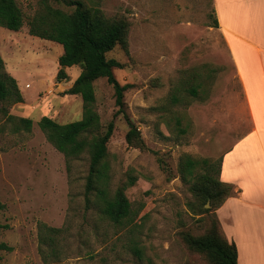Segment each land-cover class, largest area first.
Segmentation results:
<instances>
[{"label": "rangeland", "instance_id": "374dc122", "mask_svg": "<svg viewBox=\"0 0 264 264\" xmlns=\"http://www.w3.org/2000/svg\"><path fill=\"white\" fill-rule=\"evenodd\" d=\"M80 1L128 26V52L117 45L107 53L121 63L114 71L118 81L130 85L123 112L106 78L94 82V108L101 133L114 122L106 157L111 192L135 179L125 191L132 215L116 225L87 206L89 152L68 160L39 126L43 116L59 123L82 118L83 100L68 90L83 68L66 67L67 77L58 80L63 46L31 35L28 21L45 3L67 12L74 7L17 0L24 25L0 27L5 70L23 98L0 106V242L11 247L0 252L1 263L210 264L184 238L216 227V207L193 184L203 187V176L219 179L222 154L253 126L229 44L214 26L213 0ZM21 118L31 119L32 127ZM132 126L138 136L128 143ZM187 157L195 165L185 179L180 166Z\"/></svg>", "mask_w": 264, "mask_h": 264}, {"label": "trees", "instance_id": "16d2710c", "mask_svg": "<svg viewBox=\"0 0 264 264\" xmlns=\"http://www.w3.org/2000/svg\"><path fill=\"white\" fill-rule=\"evenodd\" d=\"M74 7L71 12L55 8L45 3L28 21L31 35L57 42L63 46V53L59 57L60 69L58 80L67 77L66 67L82 66L83 70L73 86L68 90L70 94L80 95L84 103V114L79 120L59 123L43 116L39 126L45 133L47 140L68 160L79 157L86 151L90 154L89 173L86 179L87 206L97 207L101 217L116 225L125 224L132 215L131 203L126 196V188L135 181L133 177L127 184L118 187L114 192L110 190L109 164L106 161L108 142L114 131V122L110 121L105 132L101 133V118L94 104L96 92L94 82L106 78L115 90L116 104L123 112L124 92L130 85H122L115 75V69L121 63L115 58H108L107 53L117 45H121L128 52V26L124 21L107 18L101 9L86 7L80 0H59ZM214 7V6H213ZM215 12V9H214ZM216 14V13H215ZM25 17L17 0H0V27L18 31L24 25ZM215 27H219L217 16ZM197 95L195 88L191 89ZM23 100L16 79L5 70L4 60L0 54V106L13 104ZM26 128L32 127L33 121L21 118ZM138 136L132 126L127 135V142L133 143ZM208 164V161H205ZM219 179L203 176L201 187L193 184V190L201 193L213 206L219 208L231 196L232 184ZM195 161L187 157L181 164L180 170L186 179L192 173ZM4 204L0 200V211ZM216 227L214 231L204 236L185 234L186 243L190 248L203 252L211 260L210 264H238V251L234 242H230L225 235L221 222L215 214ZM59 234L60 228L49 229ZM56 236H49L48 240L56 245ZM11 247L0 242V252L10 250ZM56 250V249H55ZM135 252L142 253V248L135 244ZM0 264L1 255H0Z\"/></svg>", "mask_w": 264, "mask_h": 264}, {"label": "crops", "instance_id": "0c3cea01", "mask_svg": "<svg viewBox=\"0 0 264 264\" xmlns=\"http://www.w3.org/2000/svg\"><path fill=\"white\" fill-rule=\"evenodd\" d=\"M213 6L253 122L222 154L220 178L237 193L216 213L237 246L238 264H264V0H213Z\"/></svg>", "mask_w": 264, "mask_h": 264}, {"label": "bare ground", "instance_id": "6f19581e", "mask_svg": "<svg viewBox=\"0 0 264 264\" xmlns=\"http://www.w3.org/2000/svg\"><path fill=\"white\" fill-rule=\"evenodd\" d=\"M251 29V28H250Z\"/></svg>", "mask_w": 264, "mask_h": 264}]
</instances>
